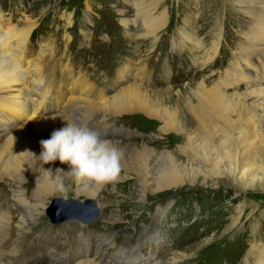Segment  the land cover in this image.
<instances>
[{
	"label": "rangeland",
	"instance_id": "1",
	"mask_svg": "<svg viewBox=\"0 0 264 264\" xmlns=\"http://www.w3.org/2000/svg\"><path fill=\"white\" fill-rule=\"evenodd\" d=\"M245 1L162 0L155 9V16L166 10L167 21L155 44L152 43L154 38H138V35H144L145 26L142 16L136 14V6L141 2L148 4V0H0V9L4 23L9 20L12 25L21 26L24 17L36 22L32 33L36 32L28 41L29 51L27 47L26 51L29 56L35 57L40 45L52 46L53 57L44 61V65H53L50 79L56 73L54 87L61 82L68 84L73 77L76 86L89 90L88 93H81V99L88 96L87 99L96 101L98 93L109 97L123 87L141 84L139 86L147 90L152 103L177 108L181 117L190 120L191 124L193 120L187 105L196 103L193 95L198 84L202 80L206 84L216 83L224 77L237 45L245 40L244 33L249 31L252 17L247 13L248 4ZM253 1L258 2L255 5L258 9L256 15L264 14V0ZM124 20L129 21L128 28L121 23ZM183 29L193 38L182 37L180 32ZM194 39L200 42L198 50L194 48ZM218 39L216 57L201 65L203 63L200 62L206 60ZM63 65L67 66L66 71L72 73L71 78L57 72L59 68L62 71ZM244 92L245 86L241 85L238 93ZM228 93L233 92L229 90ZM73 96L69 94L68 99L61 100V107L54 112L57 119L65 120L75 115V107L82 100L76 93ZM152 96L158 98L153 99ZM64 109L66 112L63 113ZM90 115L88 120L87 116L76 119V115L73 121L87 124L96 131L102 127V134L105 135L112 133L107 139L123 154L118 181L103 185L96 195L97 199L91 200L84 195L75 197L77 183L67 175L69 180L63 184L67 189V199L81 204L91 200L100 207V214L96 217L92 214L90 219L95 217V221L86 225L71 222L59 226L48 224L47 217L42 214L37 218L39 220L27 226L26 232L37 237L39 232L44 231L43 240H24L25 244L55 249L57 242L64 250L76 244L82 253L89 245L90 256L97 251L96 260H101L103 264H118L113 250H108L111 245L106 246L98 239L107 235L120 247L124 244L125 247L137 245L133 248L142 249L146 264L157 263V259L160 264H170L174 258L177 261L175 264H254L256 246L252 245L259 242L258 246H264V162L257 163L256 179L260 181H254L252 189H244L232 176L214 177L204 170L197 177L193 174L192 181L185 178L184 182L170 189L155 192V178L169 169L166 154H174L180 165L192 164L189 158L179 154V146L185 145L180 137L172 132L162 135L159 131L162 123L147 118L140 110L124 112L120 116L108 114L105 118L98 112ZM232 118L237 119V114L234 113ZM8 120L12 119L0 121V130L4 129ZM20 125H16V130ZM5 135L0 134V139ZM39 147L38 153H41L43 149ZM143 147L157 154L147 161L150 173L147 183L128 167L131 160L142 165L143 159H146L143 158ZM4 180L0 181V194L6 192L5 211L12 209L9 220L13 230V223H17V227L22 214L21 209L15 208L9 199L13 180ZM20 190H23L22 198L26 197L27 201L33 191L32 180L27 179ZM56 196L51 200L64 199L60 191ZM52 210L55 217L64 216L67 212L63 206L58 207V203L52 204ZM115 216L117 223L110 219ZM24 238L25 235L18 237L13 244L14 250L6 244V250L17 255L21 252ZM251 250L253 254L249 255ZM125 258L132 260L129 255Z\"/></svg>",
	"mask_w": 264,
	"mask_h": 264
},
{
	"label": "bare ground",
	"instance_id": "2",
	"mask_svg": "<svg viewBox=\"0 0 264 264\" xmlns=\"http://www.w3.org/2000/svg\"><path fill=\"white\" fill-rule=\"evenodd\" d=\"M246 1L247 13L252 17V21L248 33H244L245 40L237 45L236 53H233V60L229 64V69L227 68L228 70L224 72V77H220L216 83L206 84L202 80L198 84L193 95L196 103L187 105L193 120L191 124L190 120L181 117L177 108L170 109L161 107L157 102L152 103L153 100L148 97L150 95L147 96V90H143L139 83V85L133 83L123 87L109 97L104 94L100 96L98 93L96 101L87 99L88 96L81 99V93L83 91L88 93L89 90L76 86L72 73L69 70L66 72L67 66H63L62 71L60 68L57 71L63 75L67 73L68 77L72 78L69 79L68 84L55 88L50 76L47 77L43 71L44 61L50 60L52 56V46H40L34 59H29L27 55L26 46L36 22L24 17L21 26L12 25L9 20L4 23L5 19L0 9V121L15 117L22 121L18 130H12L7 125L0 130V134H6L0 139V180L6 178L13 180L9 199L13 201L15 208L21 209L22 214L16 228L22 231L29 222L39 218L50 200L57 197L60 185L69 180L65 174L69 171V166L61 164L58 160L44 164L39 158L41 153L32 146L33 141L27 138V134H34L37 138L43 134L51 135L54 130L64 127L66 121H73L76 115H78L76 119L87 116L88 120L91 118L90 113L94 112L104 114L102 117L105 118L108 114L120 116L124 112L140 110L147 118L162 123L159 130L162 135L172 132L180 137L185 145L179 146V154L189 158L192 164L188 162L187 166L180 165L174 159V154L173 156L166 154L169 169L164 175L159 174L155 178V192L170 189L184 182L185 178L190 179L193 174L197 177L204 170L214 177L232 176L244 189H252L254 181L258 180L256 179L257 163L264 162V14L256 15L258 9L255 5H258V2ZM160 2L162 0H148V4L141 2L136 6V14L142 16L145 26L144 35H138V38L140 36L154 38L153 44L167 21L166 10L155 16V9ZM121 23L126 28L129 27V21L124 20ZM180 33L182 37L193 38L191 34L186 33L185 29ZM194 42V48L198 50L200 42L197 39H194ZM218 46L219 39L213 43L208 57L204 62H200L203 63L201 65H206L216 57ZM55 72L56 70L53 73ZM80 84L83 85L81 82ZM241 85L245 86V92L240 94L238 89ZM229 90L233 93L229 94ZM75 93L82 100L75 107V115L69 116L67 120L57 119L53 112L61 107L60 101L66 99L69 94L73 96ZM73 98L77 99V96ZM152 98L157 99L158 96H152ZM234 113L237 114L235 120L232 118ZM9 121L7 124H12ZM147 148L143 150V158L146 159H143L142 165H140L141 162L138 164L137 161L132 162V160L128 163L129 169L137 172L144 183L150 174L147 161L149 157L157 155ZM27 179L32 180L33 191L26 201V197L21 196L23 190L21 191L20 188ZM81 185L83 184L77 183L76 198L84 195L87 199L96 200V195L103 188V186L92 184L88 187ZM70 200L75 203L58 202V207L63 206L67 211L64 216L70 214L81 216L90 213L91 205L81 207L76 204L81 202ZM91 200L88 201L93 202ZM57 201H64V199H57ZM6 203L7 197L0 196V264L20 262L21 264H73L75 260V264H103L101 260H96L97 251L94 256H90V248L82 254H75L71 250L48 253L45 249L37 246L30 247L23 243L21 252L17 255L6 250V244L14 250L12 240H15V243L18 241V237H12L13 230L10 229L9 220L12 209L5 211ZM110 219L113 223L118 221L117 216ZM101 242L110 244L107 237ZM258 243L252 245V247L256 246L254 264H264V246H258ZM128 248L123 245L115 252L118 264H146L147 260L143 256L142 249L139 251L138 247L131 250ZM29 253L33 255L29 257ZM248 254L252 255L253 251L251 250ZM126 255H129L132 260L125 258ZM176 262L174 258L170 264ZM154 264H160V262ZM244 264L248 263L244 262Z\"/></svg>",
	"mask_w": 264,
	"mask_h": 264
},
{
	"label": "clouds",
	"instance_id": "3",
	"mask_svg": "<svg viewBox=\"0 0 264 264\" xmlns=\"http://www.w3.org/2000/svg\"><path fill=\"white\" fill-rule=\"evenodd\" d=\"M40 146L43 151L39 158L44 164L57 160L67 164L69 171L65 174L85 187L113 182L122 171V152L112 145L111 140L102 137L87 124L66 121V125L54 130L49 139L41 140ZM59 191L64 199L68 198L63 184Z\"/></svg>",
	"mask_w": 264,
	"mask_h": 264
},
{
	"label": "water",
	"instance_id": "4",
	"mask_svg": "<svg viewBox=\"0 0 264 264\" xmlns=\"http://www.w3.org/2000/svg\"><path fill=\"white\" fill-rule=\"evenodd\" d=\"M58 202L67 203V204H69L71 202L75 203V202H73L71 200L67 201V202H65V201H57L56 200L53 203H58ZM76 204H78V206H81V207L89 204V205H91L93 207V210L90 212V214L81 215V216H78L76 214H70V215H67V216H63L62 214H60L57 217H55L54 214H53L52 205H51V207L47 211L49 216H50L51 221L54 222V223H60V222H67L69 220H77V221H81V222H84V223L85 222L88 223V222L92 221L97 216L98 211H97V209L95 207L94 202L86 201L84 204H79V203H76ZM92 214H94L95 217L93 219H90V216Z\"/></svg>",
	"mask_w": 264,
	"mask_h": 264
}]
</instances>
